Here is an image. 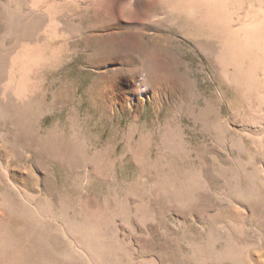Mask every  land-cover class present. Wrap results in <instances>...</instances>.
I'll list each match as a JSON object with an SVG mask.
<instances>
[{
  "label": "rangeland",
  "instance_id": "374dc122",
  "mask_svg": "<svg viewBox=\"0 0 264 264\" xmlns=\"http://www.w3.org/2000/svg\"><path fill=\"white\" fill-rule=\"evenodd\" d=\"M0 264H264V0H0Z\"/></svg>",
  "mask_w": 264,
  "mask_h": 264
}]
</instances>
